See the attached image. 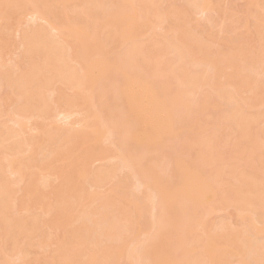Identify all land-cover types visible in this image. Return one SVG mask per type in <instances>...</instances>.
<instances>
[{
	"label": "bare ground",
	"instance_id": "obj_1",
	"mask_svg": "<svg viewBox=\"0 0 264 264\" xmlns=\"http://www.w3.org/2000/svg\"><path fill=\"white\" fill-rule=\"evenodd\" d=\"M242 2L0 0L32 16L0 54V264H264V0ZM56 114L80 128L24 134ZM225 208L243 227L207 226Z\"/></svg>",
	"mask_w": 264,
	"mask_h": 264
},
{
	"label": "rangeland",
	"instance_id": "obj_2",
	"mask_svg": "<svg viewBox=\"0 0 264 264\" xmlns=\"http://www.w3.org/2000/svg\"><path fill=\"white\" fill-rule=\"evenodd\" d=\"M230 1H231V3H230ZM228 2H229V5H231L233 2L234 7H236L238 5V3H239V5L243 3L242 0H228ZM242 6H243V4H242ZM240 7L241 6L236 7L234 9V12L236 13L235 17L238 16V10H241ZM243 8H244V6H243ZM251 8H252V10H254L253 7H251ZM60 10H62V11H60ZM10 11H11V15L0 21V42H3V44H4L2 46L3 49L0 51V54H1L2 59H3L2 62L9 60L10 63H15L18 60V53L20 50L19 49L20 48V46H19L20 36L19 35L25 29H27L28 26L30 25L31 22L28 21V19L30 17H28V16H31V15L24 17L25 15L24 16L20 15V13H18L16 11V8H11ZM261 11H262V9H261ZM45 13H46V15L50 21H54L56 23L57 21L55 20V17H59V18L63 17L64 18L65 15H67V16L69 15L71 17H74L75 10H73L72 3H66L65 6L60 5L57 8L56 7L48 8L47 10H45ZM193 18L195 19V20H193V22L199 23V27L208 25V28H209V24H211V26L213 28V29L210 28L212 34L215 36L220 35V32L218 31V23L220 20L219 18H217V17H214L213 19L211 18V23H209V24L204 19V17H201V15H195ZM38 20H37L38 23L44 24V20H41V19H38ZM242 31H243V28H239L237 30V33H240ZM250 34H251V35H249L250 37L246 41L240 42L239 44L243 45V43H244L245 46L248 47V48L245 47V49L248 50L249 52L253 53L255 51H259L258 46L260 44V41H257V39L254 37V35H255L254 31H252ZM240 47H241V45H240ZM6 62L9 63L8 61H6ZM65 91L67 93H72V91L69 89H65ZM10 102H11V100H10ZM7 103L8 104L6 105V107H5L6 103L3 106L5 108L4 112L9 110L10 103L8 101H7ZM75 110L78 111L79 109L76 108ZM53 112H55V111H53ZM58 116L59 115L56 116L57 118L54 116L55 117L54 122H51L49 119H45V120L40 121L39 124H37V126H36L37 128H35L34 119H30L27 121L24 120V125H23L24 128H22V130H23L25 135L31 136V135H36V133L38 132V130H37L38 127L39 128L43 127V128H48L52 132V134L54 135L58 132L56 128H58V126H61L60 127L61 133L59 135H54V138H57V137H65L66 138V136H69L70 134H72L77 128H80V126L75 123V117L78 115L72 116V118L69 120H65L64 118L61 119L63 117L62 114L60 115V118ZM2 118L7 122L8 114L5 113ZM55 119H58L57 122H55L56 121ZM50 142H51V144L54 143V141H50ZM97 146H100V145H97ZM223 149H224V141L221 139L219 142V150L223 151ZM43 153H44V151H43ZM40 158L41 157L39 156L38 159H40ZM32 163H35V162L34 161L29 162V165H31ZM102 163L103 162L100 160H95L93 162V164H91V165H92V167H97V166H100ZM56 164L60 165L62 167H66V168L71 167L69 164H66L64 162H59ZM31 170L34 172L39 171V169L37 167H32ZM31 170L26 169V172H31ZM57 182L58 181H54L55 184ZM100 185L101 186L93 187L91 189V191H96L94 199L97 200L98 202H99L98 196H102L107 189V186L104 185V182L100 183ZM19 194L20 193H18V195ZM46 200L48 202H52V198H44V201H46ZM97 203H93V204L98 205ZM51 211H54V208H52ZM24 212H25V210H24ZM233 213L234 212H233L232 208L220 209V210L215 211V212L213 211L210 214V216L207 217V226L217 224L219 221H223V222L228 223L232 226H236L239 228L243 227L244 224L240 220H238L233 215ZM52 233H54V232H52ZM49 249H50V247H49ZM37 250H40V249H37ZM6 253L8 255H10L11 251H8V249H6ZM233 260H235V257L232 258V261ZM230 264H233V263H230Z\"/></svg>",
	"mask_w": 264,
	"mask_h": 264
}]
</instances>
